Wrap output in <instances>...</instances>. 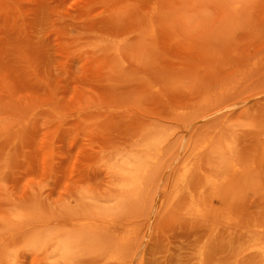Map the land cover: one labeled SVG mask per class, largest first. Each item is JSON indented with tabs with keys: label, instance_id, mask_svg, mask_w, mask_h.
<instances>
[{
	"label": "rangeland",
	"instance_id": "rangeland-1",
	"mask_svg": "<svg viewBox=\"0 0 264 264\" xmlns=\"http://www.w3.org/2000/svg\"><path fill=\"white\" fill-rule=\"evenodd\" d=\"M69 263L264 264V0H0V264Z\"/></svg>",
	"mask_w": 264,
	"mask_h": 264
},
{
	"label": "bare ground",
	"instance_id": "bare-ground-1",
	"mask_svg": "<svg viewBox=\"0 0 264 264\" xmlns=\"http://www.w3.org/2000/svg\"><path fill=\"white\" fill-rule=\"evenodd\" d=\"M234 4V3H233ZM231 6V5H230ZM228 8V7H227ZM231 8V7H230ZM222 9H223V6H222ZM232 9V8H231ZM225 10H226V8H225ZM227 10H229V8L227 9ZM230 11V10H229ZM230 13H231V11H230ZM222 17V16H221ZM222 18H225V16L224 17H222ZM224 38V37H223ZM213 142V141H212ZM213 145V144H212ZM153 149V148H152ZM145 150V149H144ZM217 150H219V149H217ZM216 150V151H217ZM148 151V150H147ZM216 151H214V152H216ZM220 151V150H219ZM218 151V152H219ZM222 151V150H221ZM153 154V153H152ZM151 153H146L145 155H143L142 157H144L143 158V160H141V156H135V159L136 160H140L141 162H139L138 163V165H137V170L141 173V174H133V183H132V181H131V183L132 184H134L135 185V192L136 193H141V191H142V183L144 182L143 180V178H144V174H146V172H150L151 173V171L149 170L150 169V162H151V160L153 159V155H152ZM141 155H142V153H141ZM157 155V154H156ZM217 155H218V153H217ZM222 156H224L223 154H222ZM220 157V156H219ZM225 158H226V156H224ZM220 159H221V157H220ZM124 161V160H123ZM130 161V160H129ZM225 164V163H224ZM223 164V165H224ZM224 167H226V166H224ZM128 168V167H127ZM236 168V166H234L233 167V169H235ZM133 169V168H132ZM236 169H238V167L236 168ZM135 170H136V168H135ZM187 174H188V170H186L185 172H183V174H182V177H181V180L182 181H184L186 178H187ZM150 174H148V176H149ZM126 176V175H125ZM127 178V177H126ZM148 178V177H147ZM129 179V178H128ZM131 180V179H130ZM127 181V180H126ZM129 181V180H128ZM133 187V186H132ZM127 190V189H126ZM145 190H143V192H144ZM129 195H130V193H128ZM127 194V195H128ZM132 194V193H131ZM143 194V193H142ZM125 197H127V196H125ZM136 200V199H135ZM120 206V205H119ZM45 232V231H44ZM48 232V231H47ZM46 233V232H45ZM91 233V232H90ZM53 234H55V233H53ZM73 234V233H72ZM97 234H99V233H97ZM36 236V235H35ZM41 236V235H40ZM60 236V235H59ZM89 236H91V238H92V235H89ZM78 237H80V236H78ZM78 237H76V236H68V237H66V238H59V239H57V244H56V252L63 258V260H65V261H67V259H69V257H70V255H71V252H72V250H73V244H74V242H76V240L78 239ZM101 237V236H100ZM99 237V238H100ZM54 238V237H53ZM87 238V237H86ZM94 238V237H93ZM48 239V238H47ZM47 242H49V240H46ZM45 241V242H46ZM55 242V241H54ZM53 242V243H54ZM82 242H83V240H82ZM52 243V244H53ZM49 244H51V243H49ZM42 245V244H41ZM48 245V244H47ZM46 247V246H45ZM49 247V246H48ZM116 256V255H115ZM61 260H59V262H60ZM72 261H73V259H72ZM65 263V262H64ZM73 263V262H72ZM70 264V263H69Z\"/></svg>",
	"mask_w": 264,
	"mask_h": 264
}]
</instances>
